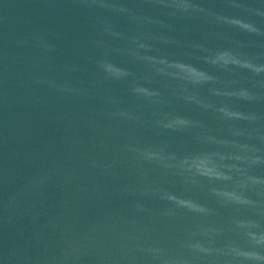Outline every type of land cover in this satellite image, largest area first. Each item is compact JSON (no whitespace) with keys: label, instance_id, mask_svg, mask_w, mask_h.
<instances>
[{"label":"water","instance_id":"1","mask_svg":"<svg viewBox=\"0 0 264 264\" xmlns=\"http://www.w3.org/2000/svg\"><path fill=\"white\" fill-rule=\"evenodd\" d=\"M257 12L264 0H0V264H264V71L211 63L264 66Z\"/></svg>","mask_w":264,"mask_h":264},{"label":"clouds","instance_id":"2","mask_svg":"<svg viewBox=\"0 0 264 264\" xmlns=\"http://www.w3.org/2000/svg\"><path fill=\"white\" fill-rule=\"evenodd\" d=\"M183 9L185 11H187L189 9H191L192 11H199V12L204 11L203 8H201L195 4H184ZM122 11H123V9H122ZM257 15L264 16V13L257 12ZM220 19H226V18L220 17ZM226 22L233 25V26L239 27L240 29L247 31V32L256 33L259 31L252 23L244 22L241 19H230V20L226 19ZM143 47H144V45H143ZM239 55H240L239 53H232V52H228V51L220 52L216 55L215 59L211 61V63L223 64V65L232 64V65H235L238 67L247 68L248 70H250L256 74H259L261 71H264V66L253 64L251 60H244V61L239 60L238 59ZM142 59L150 60V61H153L154 63H160V64L168 63L163 59H160L159 61H155L154 58H152V57H143ZM100 66H101L103 72L106 73L109 77L120 79V78H123V77L129 75L127 70L120 68V67H118V66H116V65H114L108 61H102L100 63ZM168 66L171 68H176V69H179V70L185 72L186 74H188L189 77H194L188 71H186V69H194L191 66L185 65L183 63H178V62L168 63ZM159 71H162V69H160ZM196 71L200 75L198 77H194L195 79H192L193 82L201 83V82H207L211 79V77L207 76L204 72L198 71V70H196ZM133 92L136 94L144 95V96H152L155 94V93L149 91L147 88L141 87V86L134 87ZM241 96L244 98H248L247 94H242ZM176 123L182 125V124L186 123V121H184L182 119H177ZM171 126H172L171 124L165 125V127H171ZM140 154L145 156L147 159L158 158L156 153L150 152V151L149 152H141ZM195 159H196V168H197V171L199 174L205 175L209 178H219V176L213 171V169L210 166H208V164H207V167L212 170V172H213L212 175L205 173L204 171H202L198 167V162L206 161V159L203 156H198ZM162 198L167 199L170 202H175L180 206L187 207V208L194 210V211H203L204 210L203 208L193 204L192 202L185 201L182 199H178L174 195H167V196L162 197ZM182 201H185L186 203L182 202ZM187 204H191L194 207H188ZM253 239H254L256 244H264V234L254 236ZM241 255L249 256V257H252L255 259H262V257L257 256L255 253L244 252V253H241Z\"/></svg>","mask_w":264,"mask_h":264}]
</instances>
